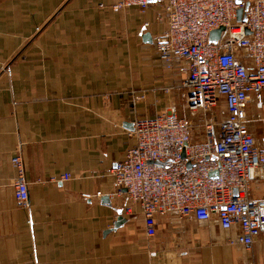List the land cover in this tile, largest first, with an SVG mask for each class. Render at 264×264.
Wrapping results in <instances>:
<instances>
[{
    "label": "crops",
    "instance_id": "obj_1",
    "mask_svg": "<svg viewBox=\"0 0 264 264\" xmlns=\"http://www.w3.org/2000/svg\"><path fill=\"white\" fill-rule=\"evenodd\" d=\"M116 3L0 0V264H264V231L246 247L230 242L238 226L168 213L148 237L138 207L124 212L127 195L111 171L136 143L134 122L173 105L190 113L187 74L155 46L167 29L163 3L145 11ZM217 110L226 115L222 100ZM247 126L264 148V91L247 105ZM17 155L28 206L15 197ZM250 195L264 198V172Z\"/></svg>",
    "mask_w": 264,
    "mask_h": 264
},
{
    "label": "built area",
    "instance_id": "obj_2",
    "mask_svg": "<svg viewBox=\"0 0 264 264\" xmlns=\"http://www.w3.org/2000/svg\"><path fill=\"white\" fill-rule=\"evenodd\" d=\"M153 1L163 3L167 17V29L155 37L158 56L187 74L183 86L190 115L210 117L202 124L200 142L196 121L181 116L174 105L164 115L134 122L130 135L136 143L111 171L117 192L127 195L124 212L135 214L138 207L148 237L156 235L157 215L217 219L223 229L240 228L232 244L250 247L264 231V198L250 195L252 181L264 172V148L247 126V105L264 91V0H249L242 20L237 10L247 0H117L116 5L145 11ZM221 26V38L210 41ZM12 162L18 169L15 197L28 206L24 161L17 155Z\"/></svg>",
    "mask_w": 264,
    "mask_h": 264
},
{
    "label": "water",
    "instance_id": "obj_3",
    "mask_svg": "<svg viewBox=\"0 0 264 264\" xmlns=\"http://www.w3.org/2000/svg\"><path fill=\"white\" fill-rule=\"evenodd\" d=\"M237 4H242L243 0H236ZM250 5V1L247 0L246 1V4H245V7H240L238 10H237V15H238V20H242L243 18L245 19V16H244V12L245 10L248 8V6ZM225 30V27L224 26H221L220 28L218 29H215L211 32L210 34V41L212 42H217L221 36H222V32ZM247 33H249V31L247 30ZM144 38H146L147 41L151 42L152 41V34L151 33H146ZM124 191H126V189H123ZM105 199H109V197H105ZM126 219L123 217V216H120L118 218V221L116 222V227H119L121 226L123 223H125Z\"/></svg>",
    "mask_w": 264,
    "mask_h": 264
},
{
    "label": "rangeland",
    "instance_id": "obj_4",
    "mask_svg": "<svg viewBox=\"0 0 264 264\" xmlns=\"http://www.w3.org/2000/svg\"><path fill=\"white\" fill-rule=\"evenodd\" d=\"M191 119L197 122L196 132L198 135L203 133V125L202 123L205 121L206 118L210 117V113L200 112L196 116H192L187 114ZM201 137V136H200Z\"/></svg>",
    "mask_w": 264,
    "mask_h": 264
}]
</instances>
